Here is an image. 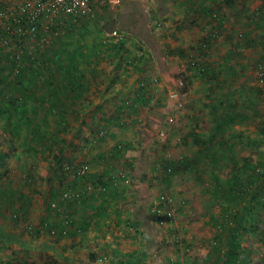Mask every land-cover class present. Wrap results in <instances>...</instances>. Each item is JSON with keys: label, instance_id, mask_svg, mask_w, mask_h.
<instances>
[{"label": "rangeland", "instance_id": "374dc122", "mask_svg": "<svg viewBox=\"0 0 264 264\" xmlns=\"http://www.w3.org/2000/svg\"><path fill=\"white\" fill-rule=\"evenodd\" d=\"M178 1L120 0L84 19L77 29L58 36L49 51V68L54 71L52 83L56 86L53 90L66 98L67 88H72L71 79H77L79 97L75 103L79 114L85 112L82 125L77 121L76 127L60 131L58 135L64 142L60 139L53 149L63 146L62 164L70 159L73 163L98 166L102 161L95 162L93 158L105 156L115 167L112 172L125 177L114 188L124 214L110 219L120 217L118 223L113 224L105 216L110 209L96 214L98 199H89V194L84 198L89 201L81 207L83 211L74 214L82 218V224L74 227L80 229L77 236L72 231L52 242L46 231L29 234L26 227L36 225L45 216L43 195L50 185H61L54 177L59 164H54L52 151L41 147L57 127L55 120H50L47 126L39 128L44 133L41 142L34 135L33 139L28 138L31 128L27 131L18 126L16 132L12 129V124H22V113L36 105V97L30 93L32 85L25 75L24 81L31 88L24 90L21 86L14 94L17 99H1L0 148L7 154L0 159V264H11L14 257L17 261L12 264H214L212 259L217 257L214 244L220 245L218 256L222 258L226 231L219 229L215 221L224 208L221 202L229 204V201L220 202L210 189L216 181L223 186L231 179L248 181L255 168L264 169V82L255 80L252 62L255 54L251 48L248 53L244 51L250 45H243L238 32L247 20L240 11L242 3L229 8L221 0H199L204 7L213 6L226 19L221 26H227L231 32L230 39L219 32L208 44L211 58L208 59L216 61L213 73L236 71V79L219 80L218 88L206 91L204 79L199 80L195 66L190 64V60L200 59L195 56L197 49L188 48L194 56L166 57L163 40L166 34L170 35V27H177L173 23ZM260 2L250 0L247 5L254 18V23L247 24L250 28H256L259 17L264 18V14L257 12ZM207 19L201 10L184 25L186 40L182 37V42L206 37L211 25ZM212 22L216 24V19L212 18ZM110 28L125 34L123 48L104 46L101 42L102 32ZM259 28L262 30L252 31L247 39L252 45L262 42L263 46L256 50L260 55L257 53V58L264 64V23ZM138 51L143 52L142 59ZM233 51L240 56L230 54V62L226 61L225 54ZM130 60H137V67H131ZM7 66L0 55L2 73L8 72ZM22 91H26L23 97ZM98 92L107 93L101 102L96 97ZM50 103L44 100L40 108L46 110L53 106ZM71 105L75 106L74 102ZM120 105L121 111L112 110ZM132 106L134 109L130 110ZM232 113H235L232 120L224 125L225 116ZM109 119H113L111 123L106 122ZM95 128H101L102 134L97 135ZM185 135V143H178ZM85 140L91 142L80 152L79 146ZM117 143L125 146L121 160L131 163V169L125 162L118 165L110 158V149ZM193 145L202 153L201 165L163 179L161 163L187 154ZM25 169H31L32 186L19 183L20 173ZM28 190L31 199L26 213L18 205V194ZM7 194H11V201ZM161 194L171 198L158 216L152 205ZM256 210L254 231L239 230L237 234L248 264H264V195L263 204ZM164 212L170 214V219L163 216ZM125 216L139 225L131 224L134 227L127 229ZM133 228L135 237L130 235Z\"/></svg>", "mask_w": 264, "mask_h": 264}, {"label": "trees", "instance_id": "16d2710c", "mask_svg": "<svg viewBox=\"0 0 264 264\" xmlns=\"http://www.w3.org/2000/svg\"><path fill=\"white\" fill-rule=\"evenodd\" d=\"M221 2L228 6L229 8H235L236 5H241L242 3V10L248 8V3L250 0H221ZM202 12L208 16L207 24L210 25L209 31H211L212 36H217L219 32H223V27L221 23L226 20L219 15V13L213 8L210 7H202ZM238 10V9H237ZM240 10V11H242ZM239 14V13H236ZM264 14V13H262ZM212 18L216 19V24H213ZM263 18V17H259ZM254 18L252 17V20ZM260 19V21H261ZM264 19V18H263ZM84 19L73 18L72 16L69 17H62V25L59 33L52 37V40L42 49L38 50H31L28 51L29 48L24 49V53L21 55V66L18 67V61L16 62L14 58V50L12 47L7 45L0 44V55L3 61L6 62L8 72L2 73L0 70V101L2 98H6L8 100L17 99L14 97V94L21 90V86L24 90L27 88H31V94L36 97V105H34L31 109L26 110V112L22 113L23 116H20V122L18 124H12V129L16 132L18 126H24L25 130L29 131L31 128L30 134L31 136L28 138L33 139V135L35 136L36 141H40L42 137H44V133H41L39 128L43 126H47L50 123V120H55L56 127L53 128V132L50 134V137H46V143L42 146L43 149H47V151H52V159L54 164L58 165V172L54 174V177L61 182V185L54 186L50 185L49 191L46 192L45 196L43 195V203L45 208V216L39 218L38 223L34 226L28 225L27 231L31 235H38L42 231H46L48 233V238L51 239L53 242L59 241V239L64 234H69L72 231V234L77 236L79 234L80 229L77 228L74 230L75 226H80L82 224V218H77L74 216L75 211L81 209V207L85 206L89 199L93 197L98 199V204L96 206L98 213H102L105 210H109L105 213V216L108 218H113L115 215H122L123 211L119 208V202L116 200L118 197V191H115V187L117 183L121 180H126L124 176H119V174L112 172L115 167L112 166L110 160H106L105 156H100L99 158H93V161L100 162L97 163L98 166L92 164L89 165L88 163L84 162L83 164L80 163H73L69 159L68 162L62 164L61 159L63 157L64 148L63 146H59L57 150L53 149L54 145L60 141L59 133L60 131H64V129L76 127L77 121L82 125L84 121L82 120L83 114H79V110L76 107V100L79 97V90L77 85L80 82L76 79H71L72 88H67V95L66 98H61L60 93L57 90H53L56 88L53 85V76L54 71H50L49 65L51 57H49V51L53 48L52 45L54 44V40L63 33H67L70 30L77 29V24L82 22ZM263 24V23H262ZM261 24V25H262ZM232 30V28H230ZM1 34V29H0ZM206 36V35H205ZM207 35L206 37H202V42L200 43V49L208 51V44L214 38ZM123 48V43L120 45ZM200 52V51H199ZM202 54V53H200ZM144 56L143 52L140 54V59ZM201 57L200 61L197 60H190V64L194 65L197 69V73L201 75H205L208 73L207 66H209L210 62H202ZM257 58L253 59V63L258 62V60L262 62L260 57L258 60ZM133 61L137 62V60H130L131 67H137L136 63L133 64ZM128 62V63H129ZM254 63V64H255ZM27 72V74H24ZM29 79V83L24 81L25 77ZM22 77V78H21ZM19 80V81H18ZM211 80L213 82L218 81L219 79L215 74L212 75ZM26 82L28 85H24L23 83ZM34 83V84H33ZM48 83V84H47ZM47 84V85H44ZM76 84V85H75ZM29 86V87H28ZM47 87L48 90L44 91ZM104 91L107 90V85L104 86ZM26 93V91H25ZM25 93L22 91L20 96H24ZM103 92H98L96 95H100ZM105 93H103L104 95ZM20 103H22L21 97H18ZM141 97H139L138 100ZM50 100L53 105L46 110H42L40 108V104L44 102V100ZM80 100V99H79ZM74 102L75 106L71 104ZM1 104V102H0ZM39 106V107H38ZM67 106H70L67 108ZM122 106L120 105L115 108L113 111H121ZM134 106L131 107L130 110H133ZM31 113V114H30ZM29 114V115H28ZM83 115V116H82ZM88 115V114H86ZM235 113L227 114L225 119L223 120V124H227L232 120V117ZM80 116V117H79ZM85 117V116H84ZM96 118V117H95ZM111 118H114L112 115ZM113 120V119H112ZM112 120H106V122L111 123ZM9 124V123H8ZM7 126V124L5 125ZM29 128V129H28ZM95 132L97 135L100 133L102 134L101 128H95ZM39 134V135H38ZM94 133V135H96ZM93 135V137H94ZM91 137V138H93ZM34 140V141H35ZM88 141V142H87ZM61 142H64L61 139ZM91 141L85 140V143L79 146L80 152L83 151L86 146L89 145ZM67 143H69L67 141ZM125 146L120 144H115L112 149H110L109 155L112 160H115L118 165H122V161L125 162V165L129 167L131 163L127 162L126 159L121 160L123 157V149ZM37 151V150H35ZM7 153L3 152L0 148V159H2L3 155ZM210 159V158H209ZM212 159V158H211ZM214 160H211L210 163H213ZM203 162V156L200 154L199 151L191 154L189 157H182L179 159H165L161 163V170H163L164 177L163 179H167L172 174L181 171V170H188L190 167L195 168L201 165ZM87 166L86 174L81 175L78 173V170L82 166ZM130 169L132 166L129 167ZM254 169V168H253ZM14 172V170H13ZM71 172H77L72 178H68ZM15 173V172H14ZM19 176V183L25 186H32L34 182L33 174H31V169H28L20 173ZM264 169L260 170L259 168H255L252 173L250 174V178L248 181H240L231 179L230 182L223 186L216 181L215 184L210 189V192L217 198H222V200L229 201L230 207H224L220 213V217L215 223L222 229L226 231V241L224 242V248H222V258L218 256V249H220V245H213L215 248V253L217 257L215 259L214 264H248L246 261V253L245 248L239 244L237 234L239 230H243V232H252L254 231V223L255 214L257 212L256 207L263 204V195H264ZM262 178V179H260ZM71 180V183L65 184L67 180ZM121 179V180H120ZM66 180V181H65ZM20 185V184H19ZM12 190V188H11ZM11 193V191H10ZM43 194V193H42ZM91 194V196H88ZM85 196H88L89 199H84ZM7 198H10L11 201V194H7ZM19 199V206L22 207V210L27 213V207L29 205V201L31 196L29 194V190L26 192H19L18 194ZM125 215H127L125 213ZM154 215V214H153ZM164 217H166L164 215ZM122 218V217H121ZM120 217L117 219H110V222L113 224L118 223ZM125 225L124 227H134L135 222H131L128 216H125L123 219ZM132 224V225H131ZM134 230V231H133ZM131 236L135 233L136 229L133 228ZM53 250V247H50ZM217 249V250H216ZM54 253V252H53ZM55 257V256H54ZM91 260L94 259L93 255H90ZM17 259L14 257L12 262H16ZM24 264V263H23ZM27 264V263H25Z\"/></svg>", "mask_w": 264, "mask_h": 264}, {"label": "built area", "instance_id": "2783aa9c", "mask_svg": "<svg viewBox=\"0 0 264 264\" xmlns=\"http://www.w3.org/2000/svg\"><path fill=\"white\" fill-rule=\"evenodd\" d=\"M120 0H0V44H9L14 50V58L21 66V55L24 49L40 50L44 48L52 37L57 35L63 23L62 17L87 19L94 17L97 11L117 4ZM257 12L264 13V0L257 6ZM126 36L116 28L104 30L101 42L104 46L121 45ZM141 54V52H138ZM136 62L133 61V64ZM255 63V62H254ZM254 77L258 83L264 82V64H253ZM87 166H82L78 173L86 174ZM77 172H71L73 177ZM171 196L161 194L152 211L158 216ZM170 219V214L164 212L163 216Z\"/></svg>", "mask_w": 264, "mask_h": 264}, {"label": "crops", "instance_id": "0c3cea01", "mask_svg": "<svg viewBox=\"0 0 264 264\" xmlns=\"http://www.w3.org/2000/svg\"><path fill=\"white\" fill-rule=\"evenodd\" d=\"M181 1H184V0H179L178 1V5L176 6L177 8H176V12H175L176 15L174 16V19L176 21L173 23L174 24L173 27H175L176 24H177V27L174 28L175 30L172 27H170L172 29L170 35L167 36V34H166L165 37H164V40H163V42H164L163 43L164 44L163 47L165 48L164 55L166 57H170L172 55L175 56V57H178V56L179 57H184V56H188V54H190L191 56H194L195 54H191L190 53V50H188V48H191V50H193V48L194 49H197L198 50L197 51V55H195V56H198L200 59H201V57L204 56V58L202 59V62H205L206 64H207V62H210L209 66H207V70H206L208 73H206L205 75H201V74L199 75L198 74V76H200V77L197 76L199 78V80H200V78L201 79H204L203 81L206 83V86H204V88H205L206 91H208V89L209 90L210 89H216V88L219 87V84H217V81L216 82L215 81L213 82V80H211V77H212L213 74H215L219 80H225V81L230 80L231 81V79H236V76H237V72L236 71H234V72L233 71H228L227 73H223V74L222 73H219L218 71H216L217 73H213V68L216 65L215 64L216 61H213V60H209L208 59V58H210L209 51H206V50L203 51V50L200 49V43L202 42V39L196 38L195 41L194 40H191V41L188 40V43L187 42H184V41L182 42L181 38L184 37L183 40L186 38V36H185V34H186L185 28H187V27L184 26V25H186L187 23H189V21H191L192 18H194L195 16L199 15L201 13V10H202L201 8L203 6H202L201 2H199V0L198 1L197 0L196 1L195 0H192L191 2H189V1L181 2ZM210 2H214V0H211ZM209 7H210V5H209ZM242 11L244 12L243 15H245L244 17L247 20L242 25L243 29H238L239 30L238 32H239L240 35H242L241 36L242 37L241 38V41H242L243 45H245V46H247V44L250 45L249 48H247V47L245 48L243 46L244 47V51L246 50V53H248L249 50H250V48L253 49L252 50V53H254L255 54V58H257L260 55H259V52L256 49H259V47H262L263 46L262 45V42L261 41H258V42L255 43L256 45H252L251 40H249L247 38L250 36V33L252 31H256L258 33L260 31V29L262 30V28H259V27L261 26L262 23H264V19L263 18L262 19L261 18H258V19H261V21L257 22L256 25L254 24L255 27L256 28H259V29L256 30V28L255 29L254 28H250V27L247 26V24H250L251 21H252V17L250 16L251 9L250 8L249 9L248 8H245V10H242ZM98 12L99 11H97V13ZM252 23H254V21H252ZM226 27L223 26V35L224 34L226 35V39H228V38L230 39V37H231L230 33L231 32L230 31H227V28ZM207 34L210 37L212 36L211 35V31H208ZM171 38H173V40H170ZM212 38H215V36H212ZM159 42H161V39L159 40ZM193 43H194V46L191 47L190 44L193 45ZM239 44H241V43H239ZM213 45L214 44H212V47H213ZM206 47H208V46H206ZM147 50H148V52L150 54L149 48H147ZM138 52H141L142 53V51H138ZM200 53H202V54H200ZM257 53H258V56H257ZM230 54H233V56H237V57L240 56V54L237 53L236 51H233V52H231L229 54H225V60L226 61L228 60V62H230V60H229L230 59V56H231ZM200 59H199V61H200ZM256 60H258V58ZM258 62H260V61L258 60ZM187 64H188V62H187ZM196 71H197V69H196ZM122 82H123V80H122ZM105 94L107 96V93H105ZM151 94H150V96H151ZM96 97H97L98 101L105 99L103 93L100 94V95H96ZM126 98H128L129 100H131L130 97H126ZM115 108L116 107H113L112 110H115ZM82 114L85 115V112H82ZM94 118H95V115H94ZM185 138H186V135L185 136H182L181 141H179L178 143H180V142L185 143V141H184ZM192 138L195 139L196 142H197L198 139H196L194 137H192ZM192 150L190 152H188L187 154L183 153L181 155V157H179V158L189 157L191 154L195 153L196 151H199L200 154H202L200 150H197L196 149V145L195 146L193 145V149ZM179 158H177V159H179ZM218 200L221 202L222 201V198H220V199L218 198ZM97 204H98V201H97ZM221 206H223V207H230L231 205L229 206V204H223L221 202ZM79 211L82 212L83 211V208L79 209ZM220 213H221V211H220ZM96 214H98L97 208H96ZM135 222H136L135 225H139V223L137 221H135ZM132 237H135V236H132ZM212 261L214 263L215 260L212 259Z\"/></svg>", "mask_w": 264, "mask_h": 264}]
</instances>
